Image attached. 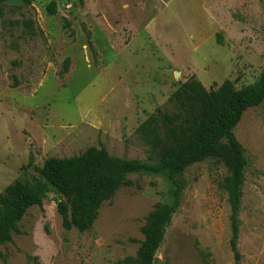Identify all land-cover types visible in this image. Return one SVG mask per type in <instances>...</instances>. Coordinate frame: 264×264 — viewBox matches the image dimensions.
<instances>
[{
  "label": "rangeland",
  "instance_id": "374dc122",
  "mask_svg": "<svg viewBox=\"0 0 264 264\" xmlns=\"http://www.w3.org/2000/svg\"><path fill=\"white\" fill-rule=\"evenodd\" d=\"M15 8L0 19V194L24 173L37 176L46 159L91 146L153 162L137 128L181 83L194 75L208 89L227 79L241 88L256 84L264 70V0H30ZM234 133L248 161L240 261L231 251V211L219 185L228 171L214 159L180 177L181 203L157 260L264 264V103L249 108ZM129 179L134 184L105 201L86 232L63 227L61 196L52 189L1 247L0 264H121L135 256L148 213L173 202L174 186L166 173Z\"/></svg>",
  "mask_w": 264,
  "mask_h": 264
},
{
  "label": "trees",
  "instance_id": "16d2710c",
  "mask_svg": "<svg viewBox=\"0 0 264 264\" xmlns=\"http://www.w3.org/2000/svg\"><path fill=\"white\" fill-rule=\"evenodd\" d=\"M8 11L17 9L0 6V19ZM24 24L29 29L33 26L31 20ZM86 33L90 51L96 58L91 31L86 29ZM70 63L67 58L64 71L69 70ZM263 103L264 70L256 84L241 88L227 79L208 89L193 75L169 96L164 107L157 108L137 128L154 156L153 162L114 156L105 147L97 146L72 157L46 159L36 169L37 176L24 173L0 194V256L1 247L19 232L18 225L28 210L42 207L52 189L61 196L56 205L63 227L86 232L93 228L103 203L120 188L134 184L130 175L166 173L174 186L173 202L155 205L142 227L144 239L136 255L121 260V264H154L166 227L181 203L186 183L180 177L191 165L214 159L228 171L219 185L227 193L231 211L230 247L239 262L240 209L248 161L234 130L249 108ZM32 165L31 155L27 166Z\"/></svg>",
  "mask_w": 264,
  "mask_h": 264
},
{
  "label": "water",
  "instance_id": "95a60500",
  "mask_svg": "<svg viewBox=\"0 0 264 264\" xmlns=\"http://www.w3.org/2000/svg\"><path fill=\"white\" fill-rule=\"evenodd\" d=\"M26 4L25 0H4L1 2V5L5 7H22Z\"/></svg>",
  "mask_w": 264,
  "mask_h": 264
},
{
  "label": "crops",
  "instance_id": "0c3cea01",
  "mask_svg": "<svg viewBox=\"0 0 264 264\" xmlns=\"http://www.w3.org/2000/svg\"><path fill=\"white\" fill-rule=\"evenodd\" d=\"M154 264H167L164 260L160 261L155 259Z\"/></svg>",
  "mask_w": 264,
  "mask_h": 264
}]
</instances>
